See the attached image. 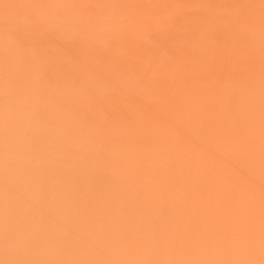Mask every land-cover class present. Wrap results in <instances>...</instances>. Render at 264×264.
Instances as JSON below:
<instances>
[{"label": "bare ground", "instance_id": "6f19581e", "mask_svg": "<svg viewBox=\"0 0 264 264\" xmlns=\"http://www.w3.org/2000/svg\"><path fill=\"white\" fill-rule=\"evenodd\" d=\"M0 264H264V0H0Z\"/></svg>", "mask_w": 264, "mask_h": 264}]
</instances>
